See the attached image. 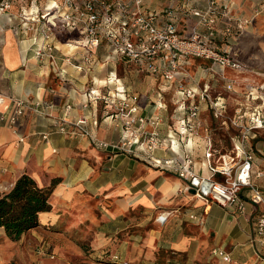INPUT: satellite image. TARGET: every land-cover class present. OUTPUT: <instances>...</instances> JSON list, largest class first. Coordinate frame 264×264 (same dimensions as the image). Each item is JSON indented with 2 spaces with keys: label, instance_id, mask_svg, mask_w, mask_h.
<instances>
[{
  "label": "crops",
  "instance_id": "0c3cea01",
  "mask_svg": "<svg viewBox=\"0 0 264 264\" xmlns=\"http://www.w3.org/2000/svg\"><path fill=\"white\" fill-rule=\"evenodd\" d=\"M4 1L9 2V7L0 8V192L9 190L22 175L30 176L42 187L52 180L55 184L50 197V210L39 214V226L24 234L18 245L23 247L34 234L39 233V229L58 224L63 217L59 210L74 204L79 207V211L73 218L67 216V223L79 222L84 218L92 219L87 216L88 206L84 203V195L107 192L112 197H120L116 201L117 214L122 209L140 206L147 209L156 208L158 213L172 212L182 218L187 223L186 227H180L171 233L170 242L165 246L176 253L187 252L193 255L200 249H217L227 254L234 264H264V244L254 237L255 223L261 209L251 202L246 190L239 196L244 207L242 213L233 208L206 205L190 193L180 194V191L185 189V182L174 173L157 168L141 169L133 158L127 159L117 154L105 157L94 148L92 137L81 134L78 127L70 126L84 117L86 124L81 128L88 129L94 138L104 135L106 127L103 123L99 127V123L97 125V120L93 118L98 119L99 113L95 104L88 102L86 94H82L85 82L81 73L77 72L79 75L75 87L61 85L54 88L48 67L39 65L34 55L38 41L32 32L30 37H27L32 22L20 17L22 12L25 15L36 13L33 9L34 0L31 1L29 10V7L24 8L21 5L22 0H0V3ZM217 1L220 3L221 15L213 27L212 42L222 52L231 49V52L226 53L244 67L240 70L222 68L218 64L193 57L179 61L182 67L186 65L190 69H197L195 78H200L201 85H185V104L180 101L173 104L175 112L179 114L176 120L183 117L184 106L199 103L202 127L207 126L202 118L207 106L199 101V94L203 90L209 95L210 92L215 94L213 98L224 110L225 98L220 92L222 88L225 89L222 80L225 76L232 77L235 80L233 88L241 92L243 80L253 79L254 74L264 75V0ZM143 5L146 12L156 13L157 9L161 10L159 22H170L181 37L190 36L195 20L190 14L189 17H184L182 0H143ZM189 5L200 8L204 4L198 1ZM47 6L49 8L51 5ZM47 21L50 23V20ZM238 22L243 25L240 31L235 29ZM61 26L62 32L75 36L68 43L61 45L62 56H76L81 59L95 52V49L86 47L78 28L63 24ZM227 27H230L231 32H226ZM103 58L111 67L114 66L113 61H125L114 55L103 56L102 62ZM92 60L97 62L93 56ZM176 75L175 80L181 74ZM116 79L114 84L109 82L115 87L111 92L113 94L117 91L116 95L124 96L121 94L128 93V89L120 85V79ZM94 81V88L105 85L97 79ZM116 85L121 86V89ZM176 90V93H181ZM86 101L90 108L83 107ZM239 101L241 99L236 102ZM18 102H23L20 115H16ZM139 106L140 114L147 119L155 116L160 128L161 120L157 117L159 115L154 114L148 107ZM159 107L158 105L154 110L160 111L162 108ZM148 111L151 115L146 116ZM13 118H16L14 122ZM60 123L67 126L66 130L71 127V130L78 134L71 136L70 133H60L56 129V124ZM108 126L112 127L109 123ZM171 130L169 128L161 134L162 150H159L160 154L157 153L162 155V158L158 159L175 154H190L194 173L205 178L222 180L221 176L212 174L204 158L208 139L216 149L211 135L201 128L196 134L180 138ZM247 146L254 154L251 180L264 195V128L255 131ZM216 151L221 152L217 149ZM216 163L214 157L211 164ZM100 167L102 172L96 173ZM257 174L260 176L257 177ZM111 216L114 218L107 213L105 222H114ZM93 219V222L98 223L97 219ZM166 222L167 218H164L159 224ZM159 238V233L150 235L146 247L157 244ZM19 253L25 255L23 248Z\"/></svg>",
  "mask_w": 264,
  "mask_h": 264
},
{
  "label": "rangeland",
  "instance_id": "374dc122",
  "mask_svg": "<svg viewBox=\"0 0 264 264\" xmlns=\"http://www.w3.org/2000/svg\"><path fill=\"white\" fill-rule=\"evenodd\" d=\"M31 1L22 0L21 5L24 8L29 7L27 8L29 10ZM65 1L34 0L35 14L20 13V17L32 22L29 25L30 30L26 27L28 30L27 37H30V32H32L38 41L34 55L38 51L41 52V55H35L39 65L48 67L51 85L54 88L61 85L75 87L74 85L78 82V73L84 76L85 85L82 94H86L88 102H93L97 108L99 118L93 117L97 120V125L99 123V127H101V123H103V126L106 127H104V135L99 136V138L98 136L94 138L88 129L81 128L82 125H79L77 129L81 134L92 137L93 146L97 151L103 153L105 157L117 154L127 159L133 158L132 160L136 161L141 169L145 167L156 169L157 167L151 160L149 161V158H162V155H158L161 153L159 150H162L160 149L161 134H164L169 128L172 129L171 131H175L178 112H175L173 104L179 103V101L181 104H185V85L196 84L200 87V78L199 80L195 78L197 69H190L186 65L182 67L179 63L177 73L181 75H178L180 77L175 80L177 73L172 74L171 78L167 79L158 73L149 72L144 63L113 61L114 66L111 67L105 58H103V62L101 60L103 56H112L109 47L102 43L92 55L88 56L89 59L83 64V71H79L76 68L79 64V58L61 55V51H63L61 45L68 43L75 37L68 32L61 31L60 14L65 7ZM47 5L53 7L49 9L50 6L48 8ZM160 12L161 10L157 9L156 14L160 15ZM47 20H50V23ZM225 52H231V49H227ZM92 56L97 59V62L92 60ZM187 58L189 57L185 59ZM240 66L241 68L244 67ZM254 76L253 79L243 80L241 92L233 88L235 80L232 77L225 76L222 79L225 89L222 88L220 95L225 98V109L221 111L219 116L214 114L209 102L202 99L199 94V101L203 102L202 105L207 106L203 111L204 116H202L207 126L202 127L201 124L199 130L202 128L206 134L211 135L216 149L222 153L232 150L233 139L241 134L240 128L235 127L232 123L235 118L240 117V125L249 127L252 125L254 116L259 113L264 114V75L254 74ZM116 78L120 79L119 83H122L120 85L125 86L129 94L124 92L121 94L124 96H119L116 95L117 91L112 94L111 91L115 90V87L109 82L114 84ZM95 79L102 82L101 84L105 83L104 87L94 88L92 82H95ZM176 89L180 90L181 93H176ZM91 91H94L92 95ZM95 91L98 92L95 93ZM210 93L211 95L207 94L208 97L215 100L213 98L215 94ZM239 99L241 101L236 102ZM88 102L83 104L84 108H90ZM138 104L144 108L148 107L154 114L159 115L157 117L161 120L160 128L155 116L152 119H147L140 114ZM132 105L138 107L136 116L141 117L143 122L126 126L125 122L128 120L126 115L128 108ZM158 105L162 109L155 111L154 109ZM195 105L199 107V119H201L200 105L199 103ZM186 108L187 106L182 108L183 116ZM148 112L150 113V111ZM149 113L145 115H151ZM79 119L85 121L83 125L86 124L84 117ZM94 122L96 123V121ZM108 123L112 127H109ZM65 133H70L71 136L78 134L75 130H71V127ZM153 133L157 135L156 139L159 141V145L148 152L149 143L147 141ZM101 172L100 167L96 173ZM47 184L44 187H55L53 180ZM2 191L5 192L6 190ZM180 194H189V192L183 188ZM118 199H120L119 195L112 197L107 192L84 195V203L88 206L87 216L92 219L86 220L84 218L79 222L67 223L66 217L73 218L79 211V207L74 204L68 208L60 209L59 212L63 215L60 222L39 229V233L34 234L31 240L23 244V247L18 245L22 237L18 241L10 240L11 242H9L8 238L5 239L6 235L0 228V264H234L232 261L225 263L219 257H215L209 249H200L192 255L187 252L176 253L165 247L170 242L171 233L180 227L185 228L187 223L179 216L173 215L172 212L158 213L156 208L147 209L132 206L129 209H122L117 214L115 211H118L116 209ZM107 213L114 216V218L110 217L114 222H105ZM162 217L163 219L167 218V222L163 225L159 224ZM93 218L97 219L98 223L93 222ZM156 233L160 234L157 244L147 248L145 244L148 237ZM22 248L25 255L19 253Z\"/></svg>",
  "mask_w": 264,
  "mask_h": 264
},
{
  "label": "built area",
  "instance_id": "2783aa9c",
  "mask_svg": "<svg viewBox=\"0 0 264 264\" xmlns=\"http://www.w3.org/2000/svg\"><path fill=\"white\" fill-rule=\"evenodd\" d=\"M198 1L203 2V7L189 5ZM219 4L217 0H182L184 17H189L190 14L195 20L188 38L177 34L170 22L160 23L158 14L146 12L143 0H66L63 12L60 14V22L65 26L78 28L86 47L97 49L100 44L105 43L112 55L127 62L144 63L149 72L158 73L167 79L178 72L179 61L186 57L209 61L222 68L239 70L240 64L233 61L226 52L216 48L212 42L213 27L221 15ZM8 7V1L0 3L1 9ZM242 26V23L238 22L235 29L240 31ZM226 32H231L230 27L226 28ZM35 55L39 56L41 52L38 51ZM88 59V56L82 57L76 68L83 71V64ZM92 93L94 91H91V95ZM200 95L209 102L216 116L221 115L222 109L217 100H211L205 90ZM17 104L16 115H20L23 102ZM137 112L138 107L134 105L128 108L126 126L143 122L141 117L136 116ZM254 117L249 127L240 125V117L233 120V125L240 128L241 134L233 139V148L228 152L216 151L211 140L208 139L204 158L212 174L222 177L220 181L194 173L190 154L183 156L175 154L164 159L150 157L149 161L151 160L155 167L177 175L185 182V190L206 205L233 208L242 213L244 207L239 196L243 190H246L251 202L261 209L255 223L254 237L264 244V195L251 180L254 154L247 146L254 137L255 131L264 128V116L257 114ZM15 119L13 118L12 122ZM84 123L83 119H79L70 125L78 127ZM56 126L58 131L66 132L67 126L64 123ZM200 127L199 107L194 104L187 106L185 115L177 121L174 132L180 138H184L196 134ZM156 137L157 135L153 133L148 138V152L159 145ZM214 157L217 163L212 165L211 160ZM259 176L260 174H257V177ZM163 220L160 219V222ZM212 254L226 263L230 262V257L221 250L215 249Z\"/></svg>",
  "mask_w": 264,
  "mask_h": 264
},
{
  "label": "trees",
  "instance_id": "16d2710c",
  "mask_svg": "<svg viewBox=\"0 0 264 264\" xmlns=\"http://www.w3.org/2000/svg\"><path fill=\"white\" fill-rule=\"evenodd\" d=\"M52 189L22 175L9 190L0 192V228L9 240L18 241L38 226L39 214L50 210Z\"/></svg>",
  "mask_w": 264,
  "mask_h": 264
},
{
  "label": "bare ground",
  "instance_id": "6f19581e",
  "mask_svg": "<svg viewBox=\"0 0 264 264\" xmlns=\"http://www.w3.org/2000/svg\"><path fill=\"white\" fill-rule=\"evenodd\" d=\"M53 7V6H52ZM49 9H51V6H50V8ZM70 49V48H69ZM115 80V79H114ZM118 82V81H117ZM116 83V82H115ZM118 88L119 89H121L119 86H118ZM95 93H97V91H95ZM163 218V217H162Z\"/></svg>",
  "mask_w": 264,
  "mask_h": 264
}]
</instances>
